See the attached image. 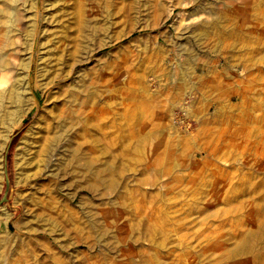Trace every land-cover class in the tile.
<instances>
[{
  "label": "rangeland",
  "instance_id": "rangeland-1",
  "mask_svg": "<svg viewBox=\"0 0 264 264\" xmlns=\"http://www.w3.org/2000/svg\"><path fill=\"white\" fill-rule=\"evenodd\" d=\"M0 54V264H264V0H0ZM58 88L86 100L94 150L17 179ZM87 164L126 192L89 191ZM125 194L140 238L102 221Z\"/></svg>",
  "mask_w": 264,
  "mask_h": 264
},
{
  "label": "bare ground",
  "instance_id": "bare-ground-1",
  "mask_svg": "<svg viewBox=\"0 0 264 264\" xmlns=\"http://www.w3.org/2000/svg\"><path fill=\"white\" fill-rule=\"evenodd\" d=\"M123 36L125 35H119L114 42L122 39ZM4 64H6V60H4V57L0 54V69L1 65L3 66ZM41 76V73H38L37 79L41 78ZM39 82L41 83V80H39ZM21 86H23V78L16 81L11 88L13 102L18 95V87ZM41 88L44 90L43 87ZM1 101L2 98L0 95V116L4 113ZM85 102L86 100L83 99L82 101L81 96H78V94L63 91L61 88H58L54 95L51 92L47 94V97L41 105L34 121L25 131L16 146L14 162L15 166L20 168L21 172L18 173L19 177L17 179H20L23 174L21 171V166L23 164L26 162H33L37 157L42 155L46 156L51 151L66 150V153L67 151H71L74 156L83 157L94 150V146L92 145L93 138L89 132L92 119L88 118L82 123V125L77 124V119L79 114L83 112ZM50 104H52V106H50ZM14 109L15 108L8 109L6 110L7 112H5L10 124L15 122L16 110ZM93 123H95L94 120ZM101 173H103V171L99 172L97 169L92 170L87 164L81 171L75 170L74 176H81L84 186L92 193H95L97 192V187L95 185L97 179L101 181L100 183L104 182L102 187L108 184L105 183V178H101ZM102 180L104 181L102 182ZM109 185L114 192H126V185L128 184L124 180V175H122L120 178L111 181L108 186ZM95 194H92V197H96L97 195ZM126 196V194L123 196V201L120 203L117 210L113 209L108 211L107 215L103 213L101 214L103 218L102 221H104L103 223L107 229L106 232L109 234V232H112L115 229L120 236V240L140 238V236H142L141 226L143 220L140 217H136L135 214H133L134 212H132L127 205H123V203H127V201H125L128 199ZM2 221L3 219L0 216V222ZM90 225L92 228H96L99 227V222H92Z\"/></svg>",
  "mask_w": 264,
  "mask_h": 264
},
{
  "label": "crops",
  "instance_id": "crops-1",
  "mask_svg": "<svg viewBox=\"0 0 264 264\" xmlns=\"http://www.w3.org/2000/svg\"><path fill=\"white\" fill-rule=\"evenodd\" d=\"M0 216L2 217V219H5V214H4V212H1L0 213ZM1 223V222H0ZM21 246H25V245H21ZM22 261H24V260H21V258L19 259V262H22Z\"/></svg>",
  "mask_w": 264,
  "mask_h": 264
},
{
  "label": "water",
  "instance_id": "water-1",
  "mask_svg": "<svg viewBox=\"0 0 264 264\" xmlns=\"http://www.w3.org/2000/svg\"><path fill=\"white\" fill-rule=\"evenodd\" d=\"M6 201V193H4L3 197L0 200V205Z\"/></svg>",
  "mask_w": 264,
  "mask_h": 264
},
{
  "label": "trees",
  "instance_id": "trees-1",
  "mask_svg": "<svg viewBox=\"0 0 264 264\" xmlns=\"http://www.w3.org/2000/svg\"><path fill=\"white\" fill-rule=\"evenodd\" d=\"M12 146H13V142L11 143V147H10V149L12 148ZM10 153V152H9ZM8 153V156H7V161H8V163L10 164V154Z\"/></svg>",
  "mask_w": 264,
  "mask_h": 264
}]
</instances>
